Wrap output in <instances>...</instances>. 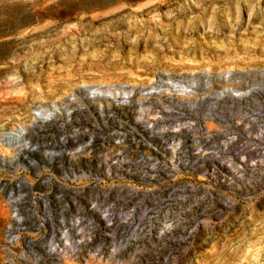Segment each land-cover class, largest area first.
Returning a JSON list of instances; mask_svg holds the SVG:
<instances>
[{"label":"rangeland","instance_id":"374dc122","mask_svg":"<svg viewBox=\"0 0 264 264\" xmlns=\"http://www.w3.org/2000/svg\"><path fill=\"white\" fill-rule=\"evenodd\" d=\"M0 264H264V0H0Z\"/></svg>","mask_w":264,"mask_h":264}]
</instances>
